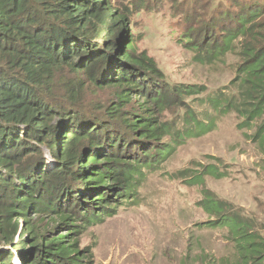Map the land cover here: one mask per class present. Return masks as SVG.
<instances>
[{
  "label": "trees",
  "instance_id": "16d2710c",
  "mask_svg": "<svg viewBox=\"0 0 264 264\" xmlns=\"http://www.w3.org/2000/svg\"><path fill=\"white\" fill-rule=\"evenodd\" d=\"M127 1L0 0V264L14 255L21 264H91L82 230L112 216L120 197L133 199L144 169L211 130L216 114L236 113L264 151V0L166 2L195 62L236 57L230 86L208 98L213 114L190 104L204 86L165 82L135 48L130 16L163 0ZM206 175L225 173L193 161L171 174L203 187L198 203L210 220L197 226L228 227L238 250L230 264H264L260 230L204 186Z\"/></svg>",
  "mask_w": 264,
  "mask_h": 264
},
{
  "label": "rangeland",
  "instance_id": "374dc122",
  "mask_svg": "<svg viewBox=\"0 0 264 264\" xmlns=\"http://www.w3.org/2000/svg\"><path fill=\"white\" fill-rule=\"evenodd\" d=\"M167 1L159 4L163 10L154 5L153 11L130 16L135 48L154 59L165 82L204 86L205 93L197 97L201 99L190 104L197 112L208 110L213 114L208 98L230 86L236 57L231 53L214 64L195 62L193 52L180 41ZM110 2L120 8L128 1ZM165 118L174 115L167 112ZM211 122L215 125L211 130L186 137L157 166L144 169L145 176L133 199L120 197L119 203L112 205V216L82 230L79 249L91 264H217L222 258L230 264L237 259L236 242L227 226H197L210 220L198 203L203 187L171 177L172 172L192 166L193 161L213 164L225 173L221 178L204 176V186L251 218L264 237V151L251 140L254 128H238L241 119L232 111L216 114ZM45 152L50 167L53 159ZM127 155L135 154L132 151ZM13 259L14 264L21 263L17 255Z\"/></svg>",
  "mask_w": 264,
  "mask_h": 264
},
{
  "label": "clouds",
  "instance_id": "9594fccd",
  "mask_svg": "<svg viewBox=\"0 0 264 264\" xmlns=\"http://www.w3.org/2000/svg\"><path fill=\"white\" fill-rule=\"evenodd\" d=\"M19 261V260H18ZM20 262V261H19ZM21 264V263H20Z\"/></svg>",
  "mask_w": 264,
  "mask_h": 264
}]
</instances>
